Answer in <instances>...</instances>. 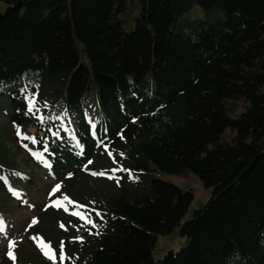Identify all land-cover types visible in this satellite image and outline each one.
<instances>
[{"label":"trees","instance_id":"trees-1","mask_svg":"<svg viewBox=\"0 0 264 264\" xmlns=\"http://www.w3.org/2000/svg\"><path fill=\"white\" fill-rule=\"evenodd\" d=\"M1 5L0 232L38 171L70 201L41 264H264V0ZM186 172L211 192L187 220L154 176Z\"/></svg>","mask_w":264,"mask_h":264},{"label":"rangeland","instance_id":"rangeland-1","mask_svg":"<svg viewBox=\"0 0 264 264\" xmlns=\"http://www.w3.org/2000/svg\"><path fill=\"white\" fill-rule=\"evenodd\" d=\"M2 5L0 6V9ZM11 140V139H9ZM20 159H23L21 156ZM102 164H96L102 167ZM27 169V168H26ZM159 178L172 182L183 190H192L194 200L191 203L185 220L189 219L195 210L202 208L211 196L200 179L191 172L181 175L155 174ZM82 177V176H81ZM33 186L28 187L23 195L26 202L21 206L11 203L9 212L2 218L10 225L5 231L0 232V264H41L47 262L55 255L51 251L49 243H45L44 234L49 235L53 230V221L58 217L56 207L48 206L51 199H60L62 202L70 203L60 190L59 182L48 179L42 173L34 171ZM8 201L5 194H0V202ZM185 245L180 236L179 228L170 235H160L153 250L155 259L162 257L170 250H178ZM47 253V255H46Z\"/></svg>","mask_w":264,"mask_h":264},{"label":"snow or ice","instance_id":"snow-or-ice-1","mask_svg":"<svg viewBox=\"0 0 264 264\" xmlns=\"http://www.w3.org/2000/svg\"><path fill=\"white\" fill-rule=\"evenodd\" d=\"M34 105H29V111H31L32 110V107H33ZM53 135H57V133H53ZM117 171H128V170H126V169H116ZM92 175H101V176H103V175H105V173H103V172H100V173H96V172H93L92 173ZM57 203H58V201H57ZM77 215H80L79 213H77ZM97 215L99 216V215H101L99 212H97ZM82 218H84V219H86L87 220V222L88 223H92V221L89 219V218H85V217H82ZM102 218V217H101ZM93 226H95L94 224H93ZM46 255H47V253H46ZM53 259H54V257H53ZM61 259H63V257H61Z\"/></svg>","mask_w":264,"mask_h":264}]
</instances>
